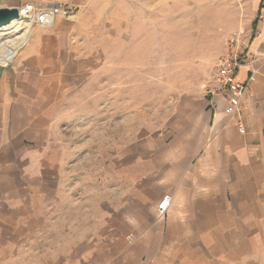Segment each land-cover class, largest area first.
Masks as SVG:
<instances>
[{"label": "crops", "instance_id": "obj_1", "mask_svg": "<svg viewBox=\"0 0 264 264\" xmlns=\"http://www.w3.org/2000/svg\"><path fill=\"white\" fill-rule=\"evenodd\" d=\"M111 1L0 0L78 9L35 25L0 80V264H264V0L237 73L246 81L256 70L239 116L245 133L225 98L184 95L170 130L146 131L115 155L103 203L99 186L77 191L75 222L53 241L70 196L69 138L58 122L100 68L86 56L80 18ZM166 194L172 203L159 217Z\"/></svg>", "mask_w": 264, "mask_h": 264}, {"label": "rangeland", "instance_id": "obj_2", "mask_svg": "<svg viewBox=\"0 0 264 264\" xmlns=\"http://www.w3.org/2000/svg\"><path fill=\"white\" fill-rule=\"evenodd\" d=\"M255 3L112 0L81 16L80 39L86 56L94 57L100 68L94 84L69 104V114L58 122L69 138L70 196L61 213L60 208L54 209L63 220L53 226V241L59 243L63 229L71 228L67 219L75 222L74 208L81 199L76 197L78 190L99 186L101 201H105L104 190L114 184L110 169L117 153L140 137L145 139L146 131L151 136L170 130L175 107L184 95H209L228 38L239 35L243 45L254 34ZM71 7L74 14L69 17L78 11ZM2 28L0 39L22 31ZM129 235L134 241L138 238ZM128 242L132 243L129 238ZM54 248L60 253L63 247Z\"/></svg>", "mask_w": 264, "mask_h": 264}, {"label": "built area", "instance_id": "obj_3", "mask_svg": "<svg viewBox=\"0 0 264 264\" xmlns=\"http://www.w3.org/2000/svg\"><path fill=\"white\" fill-rule=\"evenodd\" d=\"M22 8H25L22 9ZM20 14L26 11L24 20L27 19L32 25L42 27H51L60 16L69 17L73 8L65 3L54 4L50 6H36L32 3L19 7ZM243 51L239 35H233L228 38L226 54L220 59L217 70L210 83L209 95L213 100L225 98L227 103L224 106V112L230 116H237L240 133H245L244 122L241 115L242 105L249 92L250 84L256 79V70H253L246 81L237 79V73L243 64ZM172 203V195L166 194L157 204L158 215L164 217ZM130 242L134 241L132 235Z\"/></svg>", "mask_w": 264, "mask_h": 264}, {"label": "bare ground", "instance_id": "obj_4", "mask_svg": "<svg viewBox=\"0 0 264 264\" xmlns=\"http://www.w3.org/2000/svg\"><path fill=\"white\" fill-rule=\"evenodd\" d=\"M22 9L25 10V8ZM22 15L23 12L20 19L14 20L9 26H5L6 29L14 28L15 30L22 29V31L19 32L18 36L16 35L13 38L0 39V64L2 65H8L11 63L17 54L18 48L28 42L32 24L29 21L25 22V20L22 19Z\"/></svg>", "mask_w": 264, "mask_h": 264}, {"label": "water", "instance_id": "obj_5", "mask_svg": "<svg viewBox=\"0 0 264 264\" xmlns=\"http://www.w3.org/2000/svg\"><path fill=\"white\" fill-rule=\"evenodd\" d=\"M20 9L17 6L13 7H0V28L11 24L14 20L20 19ZM11 68V63L8 65L0 64V80L3 77L5 71H8Z\"/></svg>", "mask_w": 264, "mask_h": 264}, {"label": "trees", "instance_id": "obj_6", "mask_svg": "<svg viewBox=\"0 0 264 264\" xmlns=\"http://www.w3.org/2000/svg\"><path fill=\"white\" fill-rule=\"evenodd\" d=\"M255 25H256V22H255V24H254V27H255Z\"/></svg>", "mask_w": 264, "mask_h": 264}]
</instances>
